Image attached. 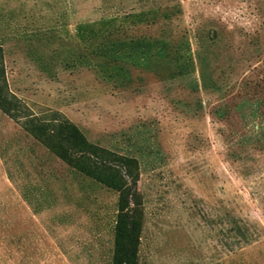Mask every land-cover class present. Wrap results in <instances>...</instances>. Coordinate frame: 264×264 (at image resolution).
Returning <instances> with one entry per match:
<instances>
[{
  "label": "rangeland",
  "instance_id": "obj_1",
  "mask_svg": "<svg viewBox=\"0 0 264 264\" xmlns=\"http://www.w3.org/2000/svg\"><path fill=\"white\" fill-rule=\"evenodd\" d=\"M0 50L26 114L136 160V264H264V0H0ZM118 202L0 111L3 264L14 203L112 264Z\"/></svg>",
  "mask_w": 264,
  "mask_h": 264
},
{
  "label": "trees",
  "instance_id": "obj_2",
  "mask_svg": "<svg viewBox=\"0 0 264 264\" xmlns=\"http://www.w3.org/2000/svg\"><path fill=\"white\" fill-rule=\"evenodd\" d=\"M25 110L7 90L0 50V111L14 119L66 166L79 170L119 194L112 264H136L142 216L136 160L89 143L79 129L58 112L39 118L26 114Z\"/></svg>",
  "mask_w": 264,
  "mask_h": 264
},
{
  "label": "crops",
  "instance_id": "obj_3",
  "mask_svg": "<svg viewBox=\"0 0 264 264\" xmlns=\"http://www.w3.org/2000/svg\"><path fill=\"white\" fill-rule=\"evenodd\" d=\"M64 224L65 217L59 213L19 214L14 203V264H67ZM4 259L5 254L1 250L0 264Z\"/></svg>",
  "mask_w": 264,
  "mask_h": 264
}]
</instances>
